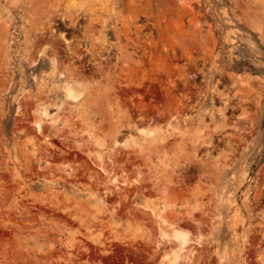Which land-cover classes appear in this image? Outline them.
<instances>
[{"label":"rangeland","instance_id":"obj_1","mask_svg":"<svg viewBox=\"0 0 264 264\" xmlns=\"http://www.w3.org/2000/svg\"><path fill=\"white\" fill-rule=\"evenodd\" d=\"M74 2L0 0V264H264V0Z\"/></svg>","mask_w":264,"mask_h":264},{"label":"bare ground","instance_id":"obj_2","mask_svg":"<svg viewBox=\"0 0 264 264\" xmlns=\"http://www.w3.org/2000/svg\"><path fill=\"white\" fill-rule=\"evenodd\" d=\"M73 1H74V0H73ZM80 1H81V0H80ZM83 1H84V0H83ZM85 1H87V0H85ZM75 2H76V0H75ZM75 2H74V4H75ZM76 3H77V2H76ZM76 13H77V12H76ZM60 15H61V14H60ZM72 15H73L72 17L77 16V14H72ZM69 16L71 17L70 14H69ZM63 17H66V16H63ZM63 17H62V18H63ZM70 17H69V18H70ZM72 17H71V18H72ZM56 18H57V17H56ZM58 18H59V17H58ZM60 19H61V17H60ZM72 19H73V18H72ZM77 19H78V18H77ZM77 19H76V20H77ZM50 20H51V19H50ZM52 20H54V18H53ZM52 20H51V22H52ZM61 20H63V19H61ZM67 20H68V17H67ZM72 22H76V21L72 20ZM70 23H71V22H70ZM49 24H50V23H49ZM72 24H73V23H72ZM50 26H52V25H50ZM48 28H50L49 33L52 31L53 34H54V32H55L54 30H55V29L53 28V30H51V27H48ZM40 30H41V29H40ZM41 31H42V30H41ZM116 32H119V31L117 30ZM61 33H62V32H61ZM51 34H52V33H51ZM54 35H55V34H54ZM54 35H52V36H54ZM61 35H62V34H60V37H61ZM116 35H117V34H116ZM63 36H64V35H63ZM63 36H62V37H63ZM41 37H42V35H41ZM50 37H51V36H50ZM55 37H56V36H55ZM58 37H59V36H58ZM64 37H65V36H64ZM64 37H63V39H64ZM40 40H41V39H40ZM57 40H58V38H57ZM65 40H66V38H65ZM56 42H57V41H56ZM53 43H54V41H53ZM57 44H58V43H57ZM50 45H51V44H50ZM52 48H53V47H51L50 50H53V49H55L56 47L53 48V49H52ZM57 48H58V47H57ZM65 48H66V47H65ZM73 49H74V48H73ZM75 49H76V48H75ZM75 49H74V50H75ZM57 50H58V49H57ZM74 50H73L72 52H73V53H77V51L74 52ZM77 50H78V49H77ZM55 51H56V49H55ZM55 51H53V53H52L53 55H52V56H54V54H55L54 52H55ZM78 51H79V50H78ZM57 52H58V51H57ZM60 52H61V51H60ZM60 52H59V53H60ZM70 52H71V51H70ZM66 53H67V52H66ZM60 54H61V53H60ZM58 55H59V54H58ZM58 55H57V56H58ZM73 55H75V54H73ZM67 56H68V55H67ZM75 56H76V55H75ZM80 56L82 57V55H80ZM40 57H41V56H40ZM69 57H70V56H69ZM69 57H68V58H69ZM77 57H78V56H77ZM81 57H79V59H80ZM52 58H53V57H51V59H52ZM56 58H57V57H56V55H55V58H53V59L55 60ZM70 58H71V57H70ZM73 58L76 60V57L73 56ZM73 58H72V59H73ZM53 59H52V60H53ZM77 59H78V58H77ZM52 60H51V61H52ZM54 60L52 61V64L50 63L51 65H53V64L55 63ZM60 60H61V58H60ZM53 62H54V63H53ZM60 63H61V62H60ZM74 63H75V62H74ZM74 63H72V64H74ZM58 64H59V63H58ZM58 64H57V65H58ZM79 64H80V63H79ZM57 65H56V66H57ZM69 65H70V64H69ZM69 65H68V66H69ZM82 65H83V64H82ZM56 66H55V67H56ZM73 66H75V64H74ZM73 66H69V67H72V69H75ZM80 66H81V65H80ZM80 66H79V68H78V66H77V68L80 69V68H81ZM75 67H76V66H75ZM56 68H58V67H56ZM82 68H83V67H82ZM68 69H71V68H68ZM72 69H71V71L74 72V70H72ZM66 70H67V67H66ZM76 70H77V69H75V71H76ZM79 71H80V70H79ZM79 71H78V72H79ZM59 72H60V71H59ZM67 72H68V70H67ZM76 72H77V71H76ZM69 73H71V72H69ZM80 73H81V72H80ZM67 84H68V83H67ZM68 85H69V84H68ZM65 96H66L67 98H69V99H73V100H75V99L77 98V95H76L75 91L73 90V88L70 87V85H69L68 87L66 86V88H65ZM41 112H42V111H41ZM43 114L45 115L44 111H43ZM45 116H46V115H45ZM47 116H48V115H47ZM39 117H40V116H39ZM38 119H39V118H38ZM35 120H36V119H35ZM35 124H36V126H35V127H36V128H35V131H37L38 133H41V131H42V125H41L40 121L37 120V121L35 122ZM208 145H209V144H208ZM127 175H128V174H127ZM128 176H130V174H129ZM135 184H136V183H135ZM156 216L159 217V219H161V221L165 223V220H164L162 217H160V216L157 215V214H156ZM161 232H162V231H161ZM172 232H173V231H172ZM173 236H175L176 239L180 240L182 244H186V243H185V242H187L186 239H185L183 236H181L179 233H178V234H175V235H173ZM172 238H173V237H172ZM184 246H185V245H184ZM187 246H188V244H187ZM173 259H174V258H173Z\"/></svg>","mask_w":264,"mask_h":264}]
</instances>
